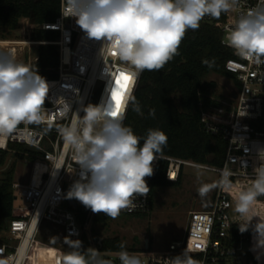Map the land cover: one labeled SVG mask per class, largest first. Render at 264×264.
Listing matches in <instances>:
<instances>
[{
    "label": "built area",
    "instance_id": "built-area-1",
    "mask_svg": "<svg viewBox=\"0 0 264 264\" xmlns=\"http://www.w3.org/2000/svg\"><path fill=\"white\" fill-rule=\"evenodd\" d=\"M63 0H60V14L53 23L44 24V30L59 32V39L54 42H34L30 40L33 26L26 21L23 40L0 39V50L18 52L21 60H26V48L40 45H55L59 50V64L56 77H43L49 84L48 95L44 107L50 112L46 120L52 121V128L44 131L47 125H19L16 134L0 138V149L7 150L10 145L18 144L33 148L32 173L26 184L14 183L19 190V197L24 205L14 208L13 219L0 241V261L5 264H43L41 251L52 256V264H62L66 253L65 237L80 240L96 215L76 199H67L71 185L80 178L79 165L71 158V151L65 147L57 128L70 125L72 113L84 115L83 108L88 104L113 106L115 101L110 94L115 87L119 73L130 75L128 70L114 54L101 55L103 41L87 36L76 23L74 17L65 18L61 14ZM264 6V0H239L238 5L219 18L205 16L202 21L213 23L223 21L222 45L232 51V57L226 62V70L235 77L231 93L237 98H229L220 102L217 107H210L202 112L205 131L226 141V153L222 167H211L190 161H184L168 155L158 154L154 167L160 163L167 164L166 177L176 182L184 166L211 171L218 175V189L213 202L206 211H191L183 237L167 243L163 253L129 252L138 256L142 264H170L176 255L185 250L202 264H253L248 258L254 246L251 229L244 233L239 231V214L234 211L235 201L240 191L251 186L255 178L254 168L264 163V64L256 65L241 58L227 44L226 36L234 22L249 10ZM45 25L47 27H45ZM30 26V27H29ZM28 37V39L26 38ZM139 77L128 84L124 92L121 109L123 124L128 116L129 108ZM63 98L71 108L67 115L57 111L56 101ZM127 101V103H125ZM60 105L63 101L59 102ZM35 133V145L27 142L26 131ZM48 156V159H47ZM26 160L25 162H27ZM55 163L63 165L54 169ZM231 170L229 177L231 187H220L222 171ZM171 178V179H169ZM150 192L145 196H137L135 207L122 210L120 215H140L152 210L151 178L146 177ZM264 200H257L256 204ZM71 202L76 205L72 207ZM253 219V223H254ZM236 229V230H235ZM236 231V232H235ZM237 235V240L235 239ZM52 251L54 253H50ZM104 259L112 264H120L119 252H103Z\"/></svg>",
    "mask_w": 264,
    "mask_h": 264
},
{
    "label": "clouds",
    "instance_id": "clouds-1",
    "mask_svg": "<svg viewBox=\"0 0 264 264\" xmlns=\"http://www.w3.org/2000/svg\"><path fill=\"white\" fill-rule=\"evenodd\" d=\"M238 3L239 0H63L61 14L74 17L89 38L103 41L101 55L114 54L124 66L121 70H128L135 82L144 70L159 71L178 55L186 32L198 30L205 16L219 18ZM226 41L241 58L264 64V6L240 15ZM202 63L211 66L206 59ZM48 91L49 84L36 68L19 62L11 52L0 50V138L16 134L21 124L47 125L44 131L50 130L52 121L45 119L50 112L44 107ZM56 104L59 113L71 112L63 98ZM114 110L115 105L88 104L82 117L71 112L70 125L57 128L80 168V178L71 185L66 198L78 200L94 214L104 213L113 219L122 210L134 208L137 196L148 195L146 177L154 174V161L168 140L159 129H149L144 138L137 136L123 124V110L113 116ZM135 110L142 115L138 106ZM25 131L27 142L34 146L35 133ZM62 167L61 163L54 164V169ZM254 173L251 186L238 194L234 211L240 217L239 231L251 229L253 251L259 260L264 254V216L256 213L253 206L259 197H264V163L254 168ZM231 175V170L225 168L219 186L231 187ZM214 187L217 185L202 184L198 193L204 197ZM254 217L259 219L253 223ZM64 240L71 250L63 255L62 264H112L111 260L100 259L94 248L82 251L78 239ZM120 248V264H142L123 243ZM170 264L202 262L185 250L173 257Z\"/></svg>",
    "mask_w": 264,
    "mask_h": 264
},
{
    "label": "trees",
    "instance_id": "trees-1",
    "mask_svg": "<svg viewBox=\"0 0 264 264\" xmlns=\"http://www.w3.org/2000/svg\"><path fill=\"white\" fill-rule=\"evenodd\" d=\"M59 14L60 0H0V39L7 40L17 30L19 22L27 19L33 26L31 41L54 42L59 39V32L44 30L42 26L53 23ZM222 26V20L213 23L201 20L198 30L189 29L186 32L178 55L161 70H144L140 76L124 125L141 138L146 137L149 129L163 131L168 140L160 154L211 167L223 166L227 143L221 137L208 134L202 122L204 110L220 105L216 95L217 83L207 78L216 74L235 81V77L225 68L233 54L221 43ZM205 59L211 66L202 63ZM58 64V47L48 44L38 47L37 61L31 67L36 68L42 77L54 78ZM137 106L142 115L135 110ZM150 111H154V114L150 115ZM15 145H10L7 150L0 149V167L6 164L9 154L14 153ZM167 168V164L160 163L154 167V174L150 177L152 209L157 188L181 184L183 170L179 179L173 182L166 177ZM14 177L13 165L0 178V240L9 228L19 199L13 187ZM258 199L264 200V197ZM109 219L106 215H96L93 222L106 224ZM81 242L82 251L92 248L87 235L82 237ZM122 243L117 237L104 238L101 243L96 241L101 252H120ZM49 249L53 254L52 248ZM52 256L41 251V262L52 264ZM248 258L253 264H260L256 254L249 253Z\"/></svg>",
    "mask_w": 264,
    "mask_h": 264
},
{
    "label": "rangeland",
    "instance_id": "rangeland-1",
    "mask_svg": "<svg viewBox=\"0 0 264 264\" xmlns=\"http://www.w3.org/2000/svg\"><path fill=\"white\" fill-rule=\"evenodd\" d=\"M26 24V21L22 19L17 30L8 37V40H23ZM13 56L17 60H21L18 52H15ZM28 57L29 63L37 59L38 46L30 47ZM23 63H25V56ZM207 80L217 83L216 95L220 102H224L229 98L234 85L231 79L211 74ZM14 148V153L9 154L6 164L0 167V178L5 171L14 165V182L26 184L32 173L34 153L27 151L25 145L17 144ZM26 160L28 161L25 162ZM202 184H215L217 187L211 188L206 196L201 197L198 188ZM217 189L218 175L216 173L184 166L180 186L160 187L155 190L153 209L150 212L140 215H119L115 219L110 217L106 224L92 222L85 231L86 235L92 243V248L98 251L100 259H104L107 254L97 248L96 241L98 240L101 243L104 238L114 237L119 238L124 243L128 252L163 253L166 251L167 243L177 241L183 237L189 213L191 211H203L208 208L209 204L215 199ZM15 192L19 194V190H15ZM24 204L23 199L19 197L16 205ZM253 207L256 213L264 216V203H255ZM253 219L256 221L259 218L254 217ZM3 237L1 240H3ZM147 244L148 249H146ZM64 250L65 252L71 250L68 244H65ZM258 262L264 264V254L260 256Z\"/></svg>",
    "mask_w": 264,
    "mask_h": 264
},
{
    "label": "snow or ice",
    "instance_id": "snow-or-ice-1",
    "mask_svg": "<svg viewBox=\"0 0 264 264\" xmlns=\"http://www.w3.org/2000/svg\"><path fill=\"white\" fill-rule=\"evenodd\" d=\"M131 76L126 73H119L115 80V87L112 91L111 98L115 101V110L111 113L113 116H118L121 110L124 92L127 90L128 84L131 81Z\"/></svg>",
    "mask_w": 264,
    "mask_h": 264
},
{
    "label": "water",
    "instance_id": "water-1",
    "mask_svg": "<svg viewBox=\"0 0 264 264\" xmlns=\"http://www.w3.org/2000/svg\"><path fill=\"white\" fill-rule=\"evenodd\" d=\"M26 38L28 39V37H26ZM25 50H26V60H28V49L26 48ZM230 98H232V99H236V98H237L236 93H230ZM26 150L32 152V151H33V148H31V147H29V146H26ZM71 205H72L73 208L76 207V205L74 204V202H71ZM205 210L208 211L209 208H206ZM148 248H149V246H148V244H147V245H146V249H148Z\"/></svg>",
    "mask_w": 264,
    "mask_h": 264
},
{
    "label": "crops",
    "instance_id": "crops-1",
    "mask_svg": "<svg viewBox=\"0 0 264 264\" xmlns=\"http://www.w3.org/2000/svg\"><path fill=\"white\" fill-rule=\"evenodd\" d=\"M254 254H256V251H254Z\"/></svg>",
    "mask_w": 264,
    "mask_h": 264
}]
</instances>
